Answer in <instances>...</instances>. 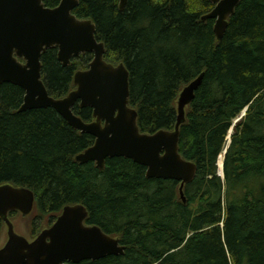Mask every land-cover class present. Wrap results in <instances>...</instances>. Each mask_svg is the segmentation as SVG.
Returning <instances> with one entry per match:
<instances>
[{"label":"trees","instance_id":"1","mask_svg":"<svg viewBox=\"0 0 264 264\" xmlns=\"http://www.w3.org/2000/svg\"><path fill=\"white\" fill-rule=\"evenodd\" d=\"M60 0H43L53 8ZM209 0H78L72 13L90 19L104 59L129 72V106L141 132L171 130L183 86L203 72L180 127L179 153L196 165L193 180L147 178L131 159L79 164L94 137L72 128L54 109L18 112L24 91L0 85V185L34 194L30 236L49 227L68 204L80 203L86 224L118 237L122 255L67 264H264V0H240L217 40ZM57 47L41 54L48 93L60 98L75 85L92 53L62 65ZM233 133L223 160L226 136ZM84 121L92 108L73 107ZM17 212H11L10 217ZM3 222L0 219V237Z\"/></svg>","mask_w":264,"mask_h":264},{"label":"water","instance_id":"2","mask_svg":"<svg viewBox=\"0 0 264 264\" xmlns=\"http://www.w3.org/2000/svg\"><path fill=\"white\" fill-rule=\"evenodd\" d=\"M209 1L214 7L201 20L214 19L213 32L221 40L240 0ZM126 2L119 0L120 10ZM77 4L78 0H60L50 8L43 0H0V85L11 83L23 89L18 112L50 107L72 128L94 137L92 145L75 156L79 164L92 161L102 169L107 158L131 159L145 167L147 178L179 182V197L185 202L183 187L193 180L197 169L179 153L180 127L203 72L179 91L171 130L141 132L137 111L129 106V72L123 63L115 65L104 59L105 46L95 37L94 23L72 13ZM51 47H57V58L64 66L81 53L93 55L87 69L74 73L75 88L60 98L48 93L41 76V54ZM76 103L92 108L90 121L74 113ZM221 173L218 175H223V163ZM33 205L30 189L0 185V219L7 235L0 247V264H67L124 253L118 237L85 223L88 212L80 203L65 205L50 227L27 239L14 230L9 213L28 215Z\"/></svg>","mask_w":264,"mask_h":264},{"label":"rangeland","instance_id":"3","mask_svg":"<svg viewBox=\"0 0 264 264\" xmlns=\"http://www.w3.org/2000/svg\"><path fill=\"white\" fill-rule=\"evenodd\" d=\"M229 141V138L227 137V142ZM227 144V143H226ZM31 218L28 215H21L20 213H16L15 216H12L10 217L9 216V219L10 221L13 223V227H14V230L20 234V235H23L24 237H26L27 239H32L34 236H36L40 231L41 229L38 231L37 234H35L34 236H30L31 234V230L28 226V223L30 221ZM54 222V221H53ZM32 235V234H31ZM7 239V235H6V226L5 224L3 223V230H2V235L0 237V247L3 245V243L6 241Z\"/></svg>","mask_w":264,"mask_h":264},{"label":"bare ground","instance_id":"4","mask_svg":"<svg viewBox=\"0 0 264 264\" xmlns=\"http://www.w3.org/2000/svg\"><path fill=\"white\" fill-rule=\"evenodd\" d=\"M220 158V157H219ZM218 158V160H219ZM217 167H218V161H217ZM221 169H222V162H221V168L218 167V171L221 173Z\"/></svg>","mask_w":264,"mask_h":264},{"label":"flooded vegetation","instance_id":"5","mask_svg":"<svg viewBox=\"0 0 264 264\" xmlns=\"http://www.w3.org/2000/svg\"><path fill=\"white\" fill-rule=\"evenodd\" d=\"M74 75V74H73Z\"/></svg>","mask_w":264,"mask_h":264}]
</instances>
